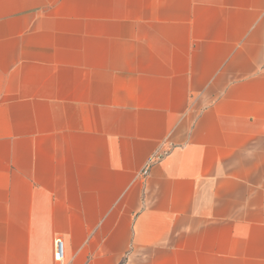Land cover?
Segmentation results:
<instances>
[{
	"label": "crops",
	"instance_id": "crops-1",
	"mask_svg": "<svg viewBox=\"0 0 264 264\" xmlns=\"http://www.w3.org/2000/svg\"><path fill=\"white\" fill-rule=\"evenodd\" d=\"M0 264H264V0H0Z\"/></svg>",
	"mask_w": 264,
	"mask_h": 264
},
{
	"label": "built area",
	"instance_id": "built-area-1",
	"mask_svg": "<svg viewBox=\"0 0 264 264\" xmlns=\"http://www.w3.org/2000/svg\"><path fill=\"white\" fill-rule=\"evenodd\" d=\"M159 158V157H158ZM157 157L155 155H153L150 160L147 162V164L145 165V167L142 169L141 174L145 175L147 174V169H148V165L156 160ZM53 258L57 263H61L63 261L64 258V242L62 240V238L57 237L54 240V248H53Z\"/></svg>",
	"mask_w": 264,
	"mask_h": 264
}]
</instances>
